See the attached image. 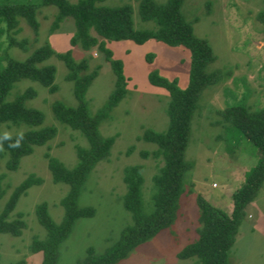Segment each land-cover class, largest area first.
<instances>
[{
    "label": "rangeland",
    "instance_id": "374dc122",
    "mask_svg": "<svg viewBox=\"0 0 264 264\" xmlns=\"http://www.w3.org/2000/svg\"><path fill=\"white\" fill-rule=\"evenodd\" d=\"M18 1L37 0H0V6ZM67 1L74 3L77 0ZM154 1L160 3L164 0ZM125 3L131 6L130 18L134 29L153 26L151 21L139 18L136 0H102L99 4L118 6ZM182 11L192 23L194 33L206 38L211 45L214 60L208 64L207 70L218 71L221 77L200 92L190 120L185 159L191 167L185 174L184 192L175 220L138 243L115 264H197L194 258L178 257L185 244L198 237L201 224L196 197L200 195L213 207L230 214L232 193L243 183L245 173L260 156L258 148L246 136L236 143L224 129L220 111L230 104H243L249 110L264 107V0H185ZM56 13L57 9L52 5L36 8V30L24 17H16L17 30L0 35V68L9 59L24 60L35 47L45 42L54 52L69 49L73 61H87L88 72L97 69V75L85 93L88 112L94 115L112 92L115 74L97 45L83 48L69 43L74 30L70 17L63 18L52 29ZM2 26L5 27V23H1ZM10 38L17 42L10 44ZM98 38L104 40L114 58L122 60L125 94L111 109L109 117L98 124L101 135H114L115 138L108 156L94 165L77 195L78 207L92 206L95 212L92 216L74 220L70 231L58 244L54 264H80L89 247L96 254L103 253L118 240L121 229L130 224V213L122 206L124 167H140L142 209L144 212L152 209L151 176L162 160L151 155L155 144L138 135L144 128H167L169 96L163 88L150 85L146 73L155 69L166 78H178L182 88L188 84L190 52L185 46L168 45L154 38H147L142 43L130 39ZM147 52L151 53L150 62L145 60ZM40 64L54 66L56 91L49 92L39 82L23 78L14 82L6 100H13L27 88L34 89L35 96L25 100V106L39 110L43 115L42 122L34 126L24 122H1L0 130L17 133L29 127L52 124L55 135L45 143L35 145L30 154L21 157L14 170L6 167L7 154L0 151V186L3 190L0 211L14 187L27 175L32 173L41 179L39 184L31 186L19 197L9 214V220L23 219L25 226L18 236L0 233V264L20 259L24 264H40L41 252L30 251L33 238H44L46 233L37 220L35 207L45 201L53 221L58 222L62 216L59 200L67 190L66 184L53 182L47 155L71 168L76 162L75 145H88L80 130L56 120L53 113L55 101L66 106L76 104L72 81L65 79L67 69L64 63L53 53ZM141 151H146L147 155L142 157ZM259 213L263 219L264 179L253 200L245 207L227 254L228 264H264V222L260 221ZM249 214H252L251 218ZM257 216L260 225L256 226L252 220Z\"/></svg>",
    "mask_w": 264,
    "mask_h": 264
},
{
    "label": "trees",
    "instance_id": "16d2710c",
    "mask_svg": "<svg viewBox=\"0 0 264 264\" xmlns=\"http://www.w3.org/2000/svg\"><path fill=\"white\" fill-rule=\"evenodd\" d=\"M102 0H77L70 3L67 0H37L18 1L0 6V35L9 30H17L18 16L24 17L36 30L38 22L35 10L42 5H52L57 9L52 29L65 17H70L73 33L69 37L71 45L89 48L97 45L104 53L115 74L114 88L106 102L94 115L88 112L85 93L91 81L97 75V69L87 71L85 59L73 61L69 49L54 52L47 42L35 47L24 60L9 59L0 68V123L24 122L30 126L38 125L43 120L42 113L25 106V100L35 96V90L27 88L13 100L7 101L6 96L14 82L27 78L47 87L49 92L56 91L54 84L55 68L51 64L42 65L45 59L55 53L61 60L67 72L65 79L72 81V92L76 100L74 106H66L59 101L52 104L56 120L71 128L80 130L88 140L87 146L75 145L76 162L71 168L65 167L55 157L47 155V164L54 183L67 185L65 194L60 198L62 216L58 222L53 221L47 210V203L42 201L35 207L39 224L45 229L44 238H33L30 251L41 252L40 264H54L58 244L66 237L74 220L78 217L92 216L95 209L92 206L78 207L77 195L94 165L106 158L114 141V135L100 134L98 124L109 117L111 109L125 94V77L122 72V60L113 57L112 50L105 46L104 40L130 39L142 43L147 38L160 40L168 45H183L189 49L190 64L188 84L182 88L178 78H166L157 70L146 73L147 82L168 92L169 100L167 115L169 125L165 130L144 128L140 138L155 144L151 155L160 157L162 164L151 176L153 192L151 194L152 209L144 212L140 199L142 177L138 165L123 168L122 181L124 194L122 206L130 213L131 222L124 226L118 240L112 243L103 253L96 254L92 247L87 249V255L80 264H115L124 258L138 243L149 239L160 230L168 227L176 217L179 200L184 192L186 171L191 167L185 159L190 120L196 108L200 92L207 86L220 79L218 71H208L207 66L214 60V53L206 38L197 36L192 23L182 11L185 0H136L137 14L143 21H151L153 26L148 29H134L131 25V6L122 4L106 6L99 4ZM262 15V14H261ZM10 44L17 42L9 39ZM22 44L21 41L18 42ZM151 53L146 54L145 60L150 62ZM224 129L230 133L236 143L246 136L258 148L260 156L256 163L245 173L243 183L232 193L233 207L230 214L213 207L203 197H196L199 208L198 237L185 244L179 251L181 259L194 258L197 264H228L227 254L235 240V235L245 213V207L253 200L262 180L264 179V107L249 110L243 104H230L220 111ZM23 132L21 147L11 149L8 144L14 142L18 134ZM17 133L0 130V137L8 133L11 141H3V153L7 154L6 167L9 170L17 168L21 157L30 154L33 147L43 144L55 135L52 124L40 127H29ZM129 148H127V151ZM141 156L147 155L141 151ZM41 179L34 174L27 175L11 192L4 208L0 211V233L18 236L25 226L23 219L9 220V214L15 204L27 189L39 184ZM3 190L0 186V198ZM10 264H24L17 260Z\"/></svg>",
    "mask_w": 264,
    "mask_h": 264
},
{
    "label": "clouds",
    "instance_id": "9594fccd",
    "mask_svg": "<svg viewBox=\"0 0 264 264\" xmlns=\"http://www.w3.org/2000/svg\"><path fill=\"white\" fill-rule=\"evenodd\" d=\"M23 138H24V134L23 132H20L17 138L15 139V141L8 144V147L11 149L20 148ZM11 140L12 137L8 133H5L2 137H0V150H3V141H11Z\"/></svg>",
    "mask_w": 264,
    "mask_h": 264
},
{
    "label": "crops",
    "instance_id": "0c3cea01",
    "mask_svg": "<svg viewBox=\"0 0 264 264\" xmlns=\"http://www.w3.org/2000/svg\"><path fill=\"white\" fill-rule=\"evenodd\" d=\"M251 202V201H250ZM260 214V213H259ZM250 215V214H249ZM261 215V214H260ZM252 217V214L250 215V218ZM260 221L264 222V218L262 219V215H261V219ZM260 221L258 222V216L255 220H252V223H254L256 226L260 225Z\"/></svg>",
    "mask_w": 264,
    "mask_h": 264
}]
</instances>
